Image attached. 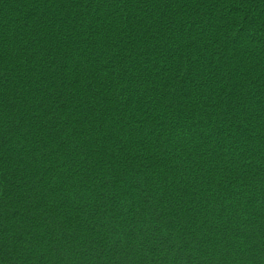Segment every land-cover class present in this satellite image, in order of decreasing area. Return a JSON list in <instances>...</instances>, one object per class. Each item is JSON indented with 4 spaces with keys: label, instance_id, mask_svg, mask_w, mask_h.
I'll use <instances>...</instances> for the list:
<instances>
[{
    "label": "trees",
    "instance_id": "16d2710c",
    "mask_svg": "<svg viewBox=\"0 0 264 264\" xmlns=\"http://www.w3.org/2000/svg\"><path fill=\"white\" fill-rule=\"evenodd\" d=\"M0 264H264V0H0Z\"/></svg>",
    "mask_w": 264,
    "mask_h": 264
}]
</instances>
